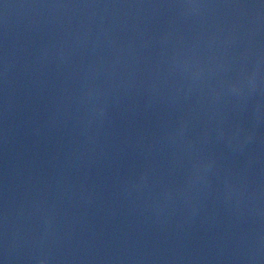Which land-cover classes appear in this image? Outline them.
Listing matches in <instances>:
<instances>
[{
  "label": "water",
  "instance_id": "1",
  "mask_svg": "<svg viewBox=\"0 0 264 264\" xmlns=\"http://www.w3.org/2000/svg\"><path fill=\"white\" fill-rule=\"evenodd\" d=\"M0 264H264V0H0Z\"/></svg>",
  "mask_w": 264,
  "mask_h": 264
}]
</instances>
